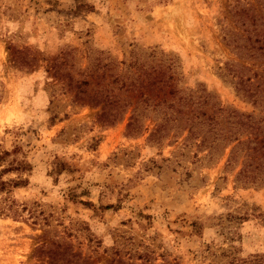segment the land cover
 I'll list each match as a JSON object with an SVG mask.
<instances>
[{
    "label": "rangeland",
    "instance_id": "1",
    "mask_svg": "<svg viewBox=\"0 0 264 264\" xmlns=\"http://www.w3.org/2000/svg\"><path fill=\"white\" fill-rule=\"evenodd\" d=\"M263 35L264 0H0V264H264Z\"/></svg>",
    "mask_w": 264,
    "mask_h": 264
},
{
    "label": "trees",
    "instance_id": "2",
    "mask_svg": "<svg viewBox=\"0 0 264 264\" xmlns=\"http://www.w3.org/2000/svg\"><path fill=\"white\" fill-rule=\"evenodd\" d=\"M255 42L260 44V45L256 48V51H261V52H263V54H264V35L261 36L260 39H256ZM261 80H262V79H261ZM247 81H248V80H247ZM263 83H264V82H260V83L256 86V89L259 90L260 92H264V89H260V87L262 86ZM248 91H249L248 89H245V90H243V93H244L245 95H248ZM249 96H252V94L249 93ZM4 155H6V154H5V153L0 154V160L3 158ZM3 172H4V170H3ZM7 185H8V184H7L6 182L1 181V178H0V193L4 192V191L6 190ZM19 185H20L19 183H15V184L13 185V188H15V187H17V186H19Z\"/></svg>",
    "mask_w": 264,
    "mask_h": 264
}]
</instances>
